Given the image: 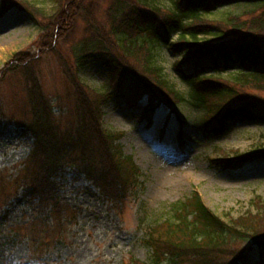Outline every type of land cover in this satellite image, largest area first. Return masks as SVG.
Returning a JSON list of instances; mask_svg holds the SVG:
<instances>
[{"label":"rangeland","instance_id":"1","mask_svg":"<svg viewBox=\"0 0 264 264\" xmlns=\"http://www.w3.org/2000/svg\"><path fill=\"white\" fill-rule=\"evenodd\" d=\"M31 1L41 8L42 14L32 15L17 8L0 14V264L147 261L151 252L145 242L149 227L170 217L172 205L189 198L194 190L227 221L247 211L257 212L260 207L264 210L263 157L251 159L241 170L221 169L208 159L232 155L235 151L250 154L259 148L264 143L263 121H230L227 131L215 136L204 130L203 109L188 102L176 104L174 114L165 105L158 107L150 125L146 117L142 118L146 100L129 107L121 97H113L103 107L104 126L123 133L119 142L141 170L139 192L131 193L123 201H109L86 175L78 173L79 161L69 156L64 158L63 168L55 178L58 210L51 217L44 215L41 206L30 200L29 191L24 189L22 162L30 152L32 137L23 135L20 124L29 120L31 114L24 71L11 69L10 60L15 53H36L35 69L43 92L57 110L64 107L61 101H71L75 91L73 80L79 78L87 88L98 92L109 88L107 70L95 60L79 67L82 56L97 50L98 43L104 48L110 46L117 54L123 51L119 46L125 45L113 46L116 35L112 30L119 26V19L108 11L113 0H86L88 9L80 13L66 32L65 27L64 30L42 27L48 19L46 14L55 11L56 0ZM146 2L151 8L160 5L163 14L173 6L172 0ZM256 7L248 2H234L204 16L212 21L229 13L250 16L260 10ZM50 36L56 40L54 50H48L54 40ZM213 37L203 34L200 41L207 43ZM148 44L162 75L184 94L188 85L172 68L178 57L164 44L155 45L151 41ZM135 51L140 58L144 48L137 47ZM230 76L223 72L218 77L224 80ZM248 90L264 96L263 89L248 87ZM57 218L61 219L56 222ZM47 243L51 247L45 250ZM237 245L244 250L242 264H264V247H257L251 239L240 240Z\"/></svg>","mask_w":264,"mask_h":264},{"label":"trees","instance_id":"2","mask_svg":"<svg viewBox=\"0 0 264 264\" xmlns=\"http://www.w3.org/2000/svg\"><path fill=\"white\" fill-rule=\"evenodd\" d=\"M172 1L170 11L163 14L160 5L151 8L146 0H113L108 11L119 19V26L112 31L116 35L113 46L125 45L119 46L123 49L121 56L110 46L104 48L98 43V49L81 57L78 64L82 67L89 59L98 60L109 71L113 88L94 91L77 77L72 81L75 91L71 101H61L62 109L56 110L54 102L43 92L35 69L36 53H15L10 60L11 69L24 71L30 107L31 118L21 124L25 135H32L34 141L22 178L32 198L45 201L46 205L53 203L50 200L56 190L54 176L69 156L79 161L80 169L113 201H123L131 193L139 192L141 173L118 142L122 133L104 126L102 107L117 94L129 105L147 96L144 109L149 118L159 104L188 102L203 109L204 129L215 136L224 134L230 121L264 122V96L247 91L248 87L264 90V0H245L260 8L250 16L229 13L217 21L204 14L244 0ZM86 5V0H56L55 11L46 14L48 19L42 27H65L66 32L88 9ZM0 8V14L10 8H25L32 15L43 13L30 0H1ZM203 34L213 35L214 40L202 43ZM60 37L63 38L62 34ZM147 40L155 45L167 44L171 52L180 56L173 68L188 85L184 94L162 75ZM55 41L49 43L48 50H54ZM137 47L144 48L140 58L136 56ZM134 57L137 60L133 61ZM223 72L231 76L223 80L218 77ZM261 144L250 154L235 151L232 155L210 158L211 163L222 169L241 168L250 158L264 157V143ZM171 214L148 229L145 242L151 247L149 259L127 264H241L244 250L237 245L238 241L251 239L264 245L263 207L227 221L193 191L189 198L172 205Z\"/></svg>","mask_w":264,"mask_h":264}]
</instances>
